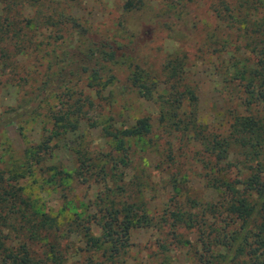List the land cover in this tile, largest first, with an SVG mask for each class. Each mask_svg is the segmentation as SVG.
<instances>
[{"label":"trees","instance_id":"1","mask_svg":"<svg viewBox=\"0 0 264 264\" xmlns=\"http://www.w3.org/2000/svg\"><path fill=\"white\" fill-rule=\"evenodd\" d=\"M156 2L153 7L148 0H126L122 6L125 13L117 24L118 35L108 37L93 33L78 16L70 13L52 10L49 15L38 17L43 0H0V87L19 90L33 80L34 85L29 84L31 97L21 98L17 106L9 110H21L23 115L29 113L33 118L41 115L44 108L47 119L42 127L44 130L49 128L48 134L34 146L33 159L23 157L20 161L11 155L5 158L11 149L3 148L0 139V264H71L68 259L76 251L85 253L81 264L110 263L124 257L134 228L166 225L167 219L179 223L185 221L184 226L188 228L199 226L198 219L182 210L177 199L171 202L178 208L169 209L160 220H156L149 213L140 193L142 190L139 191L142 181L128 183L122 172L118 173V167L127 168L131 163L135 152L131 141L152 132L149 117L138 118L134 124L123 128L103 125L102 136L111 139L115 144L113 149L91 152L85 146L77 148L73 152V173L66 172L58 161L50 165L46 163L56 148L54 138L75 132L81 125H99L96 118L87 116L91 100L82 91L81 95H76V84L71 79L75 76L84 78L85 88L99 96L114 79L112 65L125 66L129 71L130 86L147 99L153 97L161 83L166 84L169 91L161 102H157L159 121L168 134L180 133L186 138L188 132H192L200 142V149L196 152L204 158L205 185L218 192L216 203H209L206 209L220 222L219 233L210 229L204 236L205 230H199L203 246L199 254L201 260L211 264H264V0H239L236 3L210 0L209 7L215 16L226 27L238 32L235 35L237 44L222 60L230 97L234 95L232 100L237 103L232 108V122L228 128L216 133L203 129L193 111L180 110L187 92L194 95V89L184 76L189 61L187 52L178 49L167 54L160 71L152 75L137 46H130L133 43L131 38L139 31L131 28L129 17L149 16L150 23L145 24L148 27L156 24L175 33L179 31L177 21L181 10L191 0ZM22 10L28 12L24 14ZM49 27L53 30L55 27L65 28L70 35H77L78 43L58 42L56 36L50 41L52 36L45 34L38 40L34 32ZM207 35L211 53L226 52L222 43H228V37L222 39L220 26L213 27ZM128 37L130 41L125 42ZM54 44L62 48L60 53H55ZM47 47L51 48L45 51ZM42 51L41 58H49L37 79L34 66L42 67V62L37 59L36 64H32L33 70L23 71L18 58ZM51 68L55 70L51 72ZM237 106L243 107L244 111L240 113ZM12 123L13 119L1 122L0 134ZM155 142L151 145L155 146ZM25 152L27 154V150ZM155 152L159 158L168 157L173 161L172 145L155 149ZM5 162L9 165L8 170ZM34 167L48 172V183L58 181L60 185L64 177H72L86 185L101 183L102 188L95 194L93 202L84 208L85 215L78 212L68 214L66 208L55 214L34 210L22 197L18 184L20 179L32 173ZM173 185L180 191L177 184ZM130 186L139 189L132 194L129 193ZM236 221L241 222L240 231L229 228ZM204 224L203 221L200 228ZM93 225L99 228V236L93 234ZM170 225L174 226V223ZM73 236L81 242L77 250L70 241ZM35 246L40 252L33 249ZM218 247L225 252H220ZM228 251L232 252L231 257L227 256ZM95 254L101 259L95 258Z\"/></svg>","mask_w":264,"mask_h":264},{"label":"rangeland","instance_id":"2","mask_svg":"<svg viewBox=\"0 0 264 264\" xmlns=\"http://www.w3.org/2000/svg\"><path fill=\"white\" fill-rule=\"evenodd\" d=\"M125 1L43 0V5L38 9V17L49 15L52 10L70 13L78 16L85 26L91 28L93 33L95 31L100 36L116 37L119 30L118 21H121L125 13L122 10ZM148 1L153 7L157 3V0ZM224 1L236 3L239 0ZM39 4L37 3V5ZM209 6L210 0H191L181 10L180 20L177 21V30L179 31L175 30V33L168 32L156 24H150L148 27L145 24L150 23L151 18L146 15H133L128 18V22L131 28L139 31L135 37L131 38L133 43L130 46H137L136 48L143 56L152 75L160 71L167 54H172L178 49L187 52L189 61L184 76L186 82L194 89V95L190 91L187 92L180 110L181 112L193 111L197 122L202 125L203 129L216 133L223 132L228 128L232 122V108L237 103L232 100L234 95L230 97L229 85L226 83L224 75L225 63H222V60L233 51L232 48L237 44L235 35L238 32L234 28L226 27ZM34 7L36 8V6ZM23 10L24 14L28 12V10ZM148 14L150 13L148 12ZM194 25L195 27H193ZM215 26L222 28V39L228 37L226 38L228 43H222L223 50H226L223 54L222 52L211 53L208 48L210 40L207 38V34ZM55 28L54 30L51 27L41 29V32L36 30L34 34L38 35V40L43 39L42 34H45L52 36L50 41L56 36L59 38L58 42L78 43L77 35H70L65 28ZM128 41H130L129 37L125 39V42ZM53 46L56 54L61 52L62 48L60 49L59 45L54 44ZM50 48H45V51ZM43 54L44 51L40 54L31 53L25 57H19L20 69L22 68L23 71L33 70L32 64L35 65V60L38 59L42 62V67L34 66V70L36 69L34 76L38 79L45 70L44 67L49 58L47 56L41 58ZM53 70L55 68L50 69L51 72ZM111 70L114 79L110 86L101 91L99 96H96L94 91L85 88L86 80L84 78L75 76L71 79V82L76 84L74 86L76 95H81L80 91H82L87 96L86 98L91 100V105L86 100L87 109H90L87 116L96 118L99 125L96 127L81 125L75 132L63 133L54 138L52 141L53 144H56V148L46 163L50 165L58 161L66 172L73 173L75 167L73 152L77 148L85 146L91 152L98 149L106 151L113 149L115 144L111 139L102 136L103 125L111 124L113 127L123 128L131 126L138 118L149 117L152 132L131 141L135 151L131 157V163L127 168L118 167V173L122 172L124 180H127L128 183L131 180L142 181L141 189L130 186L129 193L133 194L138 189L142 190L140 193L146 201L149 213L156 220H160V216L169 209H177L178 207L172 205V202L177 199L182 204L180 207L182 210L198 219L199 226L188 228L184 226L185 221L179 223L167 219L166 225L162 223L156 227L134 228L130 232L129 247L124 257L104 264H211L203 262L199 255L203 250L199 230H205L204 236L209 234L210 229H216L214 232L219 233L220 222L218 219L212 218L209 210L206 209L209 203H216L218 192L205 185L203 178L205 171L202 162L204 158L200 152H196L200 149V142L194 138L192 132H188L186 138L180 133L175 136L172 133L168 134V130H165L159 121L160 113L157 102H161L166 97L165 94L169 91L166 84L161 83L153 97L147 99L130 86L129 71L125 66L112 65ZM29 84L33 86L34 81L29 80L27 85L19 90L14 87H0V123L13 119V123L4 127L0 134L3 148L11 149L6 152L5 158L11 155L15 160L20 161L23 157L33 159L35 154L32 151L36 150L34 146L49 132V128L44 130L42 127L47 119L45 117L47 112H44V108L41 109V115L33 116V118L28 115L29 113L23 115L21 110L14 112L9 110V108H15L21 98L31 97ZM193 96L195 101L190 100L194 98ZM47 100L55 102L52 99L47 98ZM237 108L240 113L244 111L243 107L237 106ZM154 141H156L155 146L151 145ZM171 145L173 152L171 154H174L173 161H170L168 157L167 159L159 158L155 149L161 150ZM4 164L7 169L9 165L7 162ZM47 177L48 172L39 171L37 167H34L30 175L19 180L22 197L34 210L55 214L66 208L65 212L68 214L78 212L85 215L84 208L88 203L93 202L95 194L102 188L101 183L91 182L90 185H86L72 177H64L65 180L58 185V181L48 183ZM173 183L179 186L180 191L174 187ZM188 198L190 199L187 201ZM90 209L92 210V207ZM203 221L205 224L200 228ZM172 223L174 226L170 225ZM229 228L234 230L238 228L240 231L241 222L236 221L233 227ZM92 232L95 236L100 235V230L95 225L92 226ZM70 241L74 243V249L77 250L76 247L81 244L79 239L73 236ZM33 249L40 252L38 246ZM217 249L220 252H225L222 248L218 247ZM228 252L227 256L231 257L232 252ZM84 256L85 253L76 251L68 259V262L81 264ZM94 256L101 259L98 254ZM203 258L207 259L205 255ZM220 263L222 264V262Z\"/></svg>","mask_w":264,"mask_h":264}]
</instances>
